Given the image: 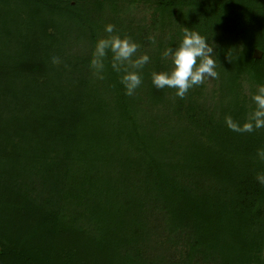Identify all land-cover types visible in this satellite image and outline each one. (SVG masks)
Masks as SVG:
<instances>
[{"label":"trees","instance_id":"trees-1","mask_svg":"<svg viewBox=\"0 0 264 264\" xmlns=\"http://www.w3.org/2000/svg\"><path fill=\"white\" fill-rule=\"evenodd\" d=\"M139 1L0 0V203L24 212L23 195L44 211L39 227L62 236L78 226V219L60 206L63 199L72 195V201L82 203L92 188L105 186L111 203L132 196L131 207L139 209L144 200L152 201L164 206L167 223L185 219L193 226L188 261L181 264H193L196 257L201 264H264V185L256 180L257 172H264V161L256 155L264 147V132L233 131L226 122H214L205 109L190 105L184 115L199 131L190 146L201 155L176 161V147L147 128L140 96V91L162 95L150 78L153 70L164 68L158 24L175 25L167 41L171 48L186 27L209 43L220 42L240 70L264 84V0H148L155 5L149 24L131 17L125 21L120 6L127 2L130 9ZM108 23L114 33L137 41L135 55L149 53L156 42V51L149 53L154 64L139 69L141 84L131 96L111 68V52L102 77L88 64L95 41L110 35L104 31ZM256 48L262 50L260 57L254 55ZM52 56L61 63L53 65ZM235 89L231 82L227 95L232 100ZM238 101L225 109L236 122L242 110L232 104ZM165 144L170 148L161 152ZM223 144L231 148L228 157L216 154ZM185 162L191 168L197 165L198 171L206 167L193 185L180 177ZM29 219L20 216L16 221L27 227ZM7 225H0V264H81L79 256L69 261L12 241ZM132 244L119 241L128 260L116 264H165L145 257ZM231 249L237 258L223 259L222 251L229 255Z\"/></svg>","mask_w":264,"mask_h":264},{"label":"rangeland","instance_id":"rangeland-1","mask_svg":"<svg viewBox=\"0 0 264 264\" xmlns=\"http://www.w3.org/2000/svg\"><path fill=\"white\" fill-rule=\"evenodd\" d=\"M126 3L124 4L125 6H120L124 9L123 18L125 21L128 17H131L135 21L142 19L144 22L150 23L155 9L153 2L141 0L134 6L131 5L130 9L126 7ZM123 12L121 13L123 14ZM107 14L105 13L104 16H107ZM175 29L174 24L173 27L158 24V29L155 33L159 35V43L162 44L161 52L165 47H170L167 41L172 39L170 32H175ZM214 41L216 42L214 51L218 53L219 59L216 65L217 77H208L201 84L194 85L188 89L183 98L175 95L174 88L168 87L162 88V95H157V97L146 95L140 91L141 104L142 106L144 105L145 109V117L143 118L148 123L147 128L150 130L154 128L158 134L157 136H163L169 145L172 144L176 147L175 151L173 150V154L177 158L176 161L183 158L187 161L194 157L193 154L196 156L201 155L199 151L190 146V142L194 141L195 134H198L199 131L195 127L192 128L191 124L186 120L184 113L188 107L193 106L194 108L205 109L213 114L214 122L217 119L222 124L226 122V117L234 116L233 114L227 115L225 111L231 102L240 101L237 102L238 105L232 104L233 108L239 106L238 110H242L239 113L237 109L234 111L238 113L235 116V120L239 122L246 120L255 107L251 96L259 84L253 77L239 69L240 66L235 56L224 50L220 46V42ZM72 45V50L78 52L79 45ZM155 45L149 46V49H153L150 52L148 49L149 53L153 54L156 51ZM149 53L147 54L149 55ZM161 63L164 64L163 69H168L171 66V57H163L161 55ZM146 64L150 66L154 64V60L149 58ZM231 82L236 85V97L233 98L236 100H232V95H227ZM227 99L230 101H227ZM252 132H264V128H254ZM242 133L248 134L251 132ZM169 148L170 146L165 144L161 152ZM190 148L193 152H191ZM230 150L231 148H228V144H223L219 146L216 154L221 157H228L231 153ZM187 162L184 163V168L180 170L179 174L187 183L193 185L195 180H201V174L205 172L204 168L206 167L203 166L201 171H198L197 165L191 168L192 164L189 163V166ZM190 169H192V173H190ZM211 176L213 177L212 180H214V176ZM222 180L220 178L217 182ZM104 188L105 186H99L98 189L92 188L91 193H94L82 196L84 198L82 203L72 201V195L63 199L64 202L60 206L64 209V213L71 218L78 219V226L72 228L71 233H63L62 236H58L54 234L53 230L50 231L48 226L39 227L43 224L44 211L42 209L38 210L37 206H32V201L24 198L23 195L20 198V204L21 207L25 206L24 210L27 209L24 212L22 208L21 210L16 208L17 205L6 208L0 203V225L8 224L6 230L12 236V241L14 242H20L27 247H37L43 253L49 252L52 255H57V258L66 257L69 261H72L74 256H79L81 264H105V261L107 262L106 264H116L122 260H128L127 256L119 251L120 249L122 251L123 247V245L119 246L120 240L122 242H125V240L131 241L134 248L135 246L136 248H141L145 257L163 261L165 264H181L179 261H188L187 250H189L192 240H194V229L187 220L176 219L175 222H172V220L170 222L169 220V223H167L168 217L162 204L144 200L139 210L131 207L132 202L130 201L134 199L132 196L129 197L130 201L122 200L125 199L123 196L119 198V202L111 203L109 202L110 199H107L104 195ZM46 189L45 187V190L41 192L44 194ZM139 191L140 193L142 192V190ZM20 216H23L25 221L28 220V216L30 217L29 225L26 222L27 227H22L16 221ZM12 228H15L16 231L12 232ZM113 242L119 247L117 248L113 245ZM227 251H222L223 259L237 258L235 250L231 249L229 255L226 254ZM201 256L203 257V253H201ZM196 260L201 264L202 261H199V257H196ZM196 260L193 258V264L196 263ZM208 262L210 264V261ZM211 262V264H216L212 260Z\"/></svg>","mask_w":264,"mask_h":264},{"label":"clouds","instance_id":"clouds-1","mask_svg":"<svg viewBox=\"0 0 264 264\" xmlns=\"http://www.w3.org/2000/svg\"><path fill=\"white\" fill-rule=\"evenodd\" d=\"M113 28L111 23L105 24L104 31L110 35L95 41L88 64L94 73L102 77L105 57L107 52H111V68L119 74L125 95L131 96L141 84L142 73L139 69L149 61V55L146 52L135 55L139 47L137 41L130 35L114 33ZM215 48L214 40L209 43L208 38L199 31L186 27L177 46L165 47L161 52L163 57H171V66L168 69L153 70L150 73L152 85L157 89L174 88L175 95L183 98L194 85L201 84L208 77H217L216 65L219 59ZM50 62L56 65L61 60L58 56H52ZM251 100L255 107L246 120L236 122L231 117L225 118L227 126L233 131L252 132L254 128H264V84L257 86ZM256 155L260 161H264V147L257 148ZM256 180L264 185V172H257Z\"/></svg>","mask_w":264,"mask_h":264},{"label":"water","instance_id":"water-1","mask_svg":"<svg viewBox=\"0 0 264 264\" xmlns=\"http://www.w3.org/2000/svg\"><path fill=\"white\" fill-rule=\"evenodd\" d=\"M261 54H262V50H261V49L256 48V49L254 50V55H255V56H261Z\"/></svg>","mask_w":264,"mask_h":264}]
</instances>
